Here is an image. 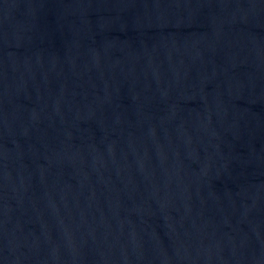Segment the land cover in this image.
I'll list each match as a JSON object with an SVG mask.
<instances>
[{
    "label": "water",
    "instance_id": "water-1",
    "mask_svg": "<svg viewBox=\"0 0 264 264\" xmlns=\"http://www.w3.org/2000/svg\"><path fill=\"white\" fill-rule=\"evenodd\" d=\"M0 264H264V0H0Z\"/></svg>",
    "mask_w": 264,
    "mask_h": 264
}]
</instances>
